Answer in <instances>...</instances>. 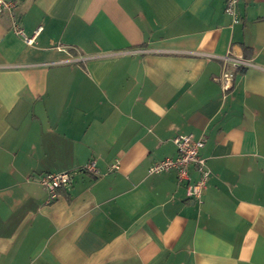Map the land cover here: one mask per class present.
I'll return each instance as SVG.
<instances>
[{"label": "crops", "instance_id": "crops-1", "mask_svg": "<svg viewBox=\"0 0 264 264\" xmlns=\"http://www.w3.org/2000/svg\"><path fill=\"white\" fill-rule=\"evenodd\" d=\"M13 1L35 36L0 13V264H264V0L236 23L224 0ZM180 134L204 138L199 200L149 172Z\"/></svg>", "mask_w": 264, "mask_h": 264}, {"label": "built area", "instance_id": "built-area-1", "mask_svg": "<svg viewBox=\"0 0 264 264\" xmlns=\"http://www.w3.org/2000/svg\"><path fill=\"white\" fill-rule=\"evenodd\" d=\"M237 3L238 0H224L223 11L231 17L233 23L239 21ZM0 13H5L9 16L11 20V29L14 33L21 36L28 44L33 42L35 35H27L18 23L14 13L13 0H0ZM222 58L224 59V63L231 64L233 69L245 67L250 64V62L243 59L241 56L237 57L227 54ZM233 78V70L225 68L222 71L219 80L223 90L230 88ZM172 141L176 146V156L165 157L161 160L153 162L149 166V172L157 173L171 169L175 170L178 181L184 182L185 194L187 198L191 200H199L209 176V169L206 165L205 159L199 155V150L204 144V138H195L192 134H180L174 136ZM191 164L195 166L198 174L195 180H191L188 173V169ZM113 166L117 167L116 165ZM81 169L95 173V160H89L81 167ZM74 172L75 170L45 172L38 176V182L46 190V202H51L57 198L58 190L69 183Z\"/></svg>", "mask_w": 264, "mask_h": 264}]
</instances>
